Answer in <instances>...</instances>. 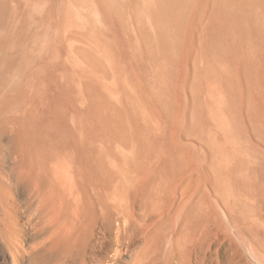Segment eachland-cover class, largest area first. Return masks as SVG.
I'll return each mask as SVG.
<instances>
[{
	"label": "bare ground",
	"instance_id": "obj_1",
	"mask_svg": "<svg viewBox=\"0 0 264 264\" xmlns=\"http://www.w3.org/2000/svg\"><path fill=\"white\" fill-rule=\"evenodd\" d=\"M129 254L264 264V0H0V259Z\"/></svg>",
	"mask_w": 264,
	"mask_h": 264
},
{
	"label": "rangeland",
	"instance_id": "obj_2",
	"mask_svg": "<svg viewBox=\"0 0 264 264\" xmlns=\"http://www.w3.org/2000/svg\"><path fill=\"white\" fill-rule=\"evenodd\" d=\"M122 251H124V249H122ZM123 253V252H122ZM124 260V261H123ZM132 256L131 254L127 255V256H124L123 259H122V264H127V263H131L132 261ZM131 261V262H130ZM123 262H126V263H123ZM0 263L2 264H6V261H4L2 258L0 259Z\"/></svg>",
	"mask_w": 264,
	"mask_h": 264
}]
</instances>
